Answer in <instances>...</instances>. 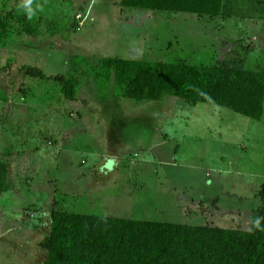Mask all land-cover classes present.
Instances as JSON below:
<instances>
[{
    "label": "rangeland",
    "instance_id": "374dc122",
    "mask_svg": "<svg viewBox=\"0 0 264 264\" xmlns=\"http://www.w3.org/2000/svg\"><path fill=\"white\" fill-rule=\"evenodd\" d=\"M27 2L0 5L28 13ZM118 2L31 0L38 37L0 48V160L8 162L13 185L0 195V264L46 262L39 244L53 210L102 217L130 211L141 221L222 229L252 224L264 183V120L173 97L138 104L109 90L101 100L91 77H82L69 101L53 78L68 75L73 56L92 64L121 57L263 70V26L248 31L246 20H258L259 3L224 0L232 20L228 4L218 19L150 12L147 27L133 33L121 27L131 12ZM10 59L16 67L7 74ZM28 67L47 78L28 76ZM109 168L127 169L121 188L135 171L128 184L144 186L143 196L129 204L108 189L95 191L89 177Z\"/></svg>",
    "mask_w": 264,
    "mask_h": 264
},
{
    "label": "trees",
    "instance_id": "16d2710c",
    "mask_svg": "<svg viewBox=\"0 0 264 264\" xmlns=\"http://www.w3.org/2000/svg\"><path fill=\"white\" fill-rule=\"evenodd\" d=\"M131 12L122 23L127 32L144 30L150 12L187 13L217 19L223 0H119ZM28 13L0 5V48L14 39L37 38L38 28ZM7 62V74L15 69ZM28 76L46 79L35 69ZM9 76V75H7ZM82 77H91L99 99L112 91L120 101L138 104L161 102L165 97L188 104L227 108L254 121L264 120V69H235L218 65L149 62L121 57L100 58L97 63L73 56L67 76H55L64 99L74 101ZM10 167L0 160V195L12 191ZM257 195L256 217H264V183ZM50 226L40 247L47 253L44 264H264V221L248 230L207 225L173 224L102 217L53 210Z\"/></svg>",
    "mask_w": 264,
    "mask_h": 264
},
{
    "label": "crops",
    "instance_id": "0c3cea01",
    "mask_svg": "<svg viewBox=\"0 0 264 264\" xmlns=\"http://www.w3.org/2000/svg\"><path fill=\"white\" fill-rule=\"evenodd\" d=\"M226 2V1H225ZM257 2L259 3L260 6V13L258 16V20H247L248 22V31H254V30H259V28L261 26H263L264 29V0H257ZM228 4V8H229V16H230V20H232L233 18V13H232V8L231 5L229 6V3H225L224 4V0H223V7ZM224 10V9H223ZM218 19V18H217ZM262 31V30H261ZM138 121H135L134 124H137ZM151 120L149 121V123L151 124ZM118 123H122V122H118ZM155 124H157V121H154ZM113 133V132H111ZM112 143H115L114 139H111ZM111 143V145H113ZM111 150V149H109ZM130 171V170H129ZM123 172V174H122ZM125 173H127V169L126 171H122L119 168H115V169H106V170H98L96 172L93 173V176L89 177V179L91 180H95L94 185L96 187L95 191H98V189H100L102 187L103 190H109L108 193L111 194V198L112 199H116V198H121L124 196V199H126L128 201L129 204L132 203V201L134 200V197H136L138 192H142L144 191V186L138 184L137 186H131L132 184H134V182L132 181V174L134 175L135 171H130L131 173V177H129L127 179V181L131 184L129 185L128 182L125 185H128V188H121L123 186L124 183H122V180L120 181V177L125 176ZM119 178V179H118ZM123 178V177H122ZM111 181L112 183H109L108 181ZM119 188V189H118ZM118 189V190H117ZM124 191V192H123ZM144 198H147V195L144 193ZM143 196V195H142ZM141 196V197H142ZM134 203V202H133ZM130 211H128L127 213H125L123 215V217H115V218H122V219H131V220H136L137 218H132L133 214L130 215L129 213ZM108 217V216H107ZM112 217V216H110ZM140 220V219H139ZM137 220V221H139ZM141 221V220H140ZM143 221V220H142Z\"/></svg>",
    "mask_w": 264,
    "mask_h": 264
},
{
    "label": "clouds",
    "instance_id": "9594fccd",
    "mask_svg": "<svg viewBox=\"0 0 264 264\" xmlns=\"http://www.w3.org/2000/svg\"><path fill=\"white\" fill-rule=\"evenodd\" d=\"M30 4H31V0H28V2L25 5V7L27 8L29 17H31L33 14V9L31 8ZM262 221H264V217H256L254 218L253 223L257 228H260Z\"/></svg>",
    "mask_w": 264,
    "mask_h": 264
}]
</instances>
